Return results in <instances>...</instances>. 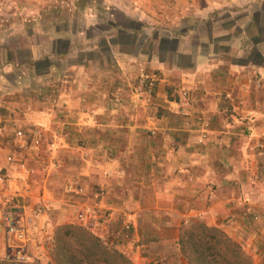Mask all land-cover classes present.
<instances>
[{"label": "crops", "instance_id": "0c3cea01", "mask_svg": "<svg viewBox=\"0 0 264 264\" xmlns=\"http://www.w3.org/2000/svg\"><path fill=\"white\" fill-rule=\"evenodd\" d=\"M250 1L263 10L246 27L230 20L234 0L171 2L173 15L162 0L1 2L14 4L23 28L19 42L0 45L1 80L13 75L26 89L16 101L41 108L20 114L31 126L21 141V123L0 129V214L5 204L17 207L51 247L56 228L81 227L77 214L89 207L94 215L81 228L134 264L180 259L177 241L190 221L241 246L259 244L264 228L250 229L245 205L264 207L254 178L264 153V0ZM64 4L70 20L54 22ZM179 10L193 18L189 26ZM12 197L20 203H5ZM6 251L0 226V259Z\"/></svg>", "mask_w": 264, "mask_h": 264}, {"label": "rangeland", "instance_id": "374dc122", "mask_svg": "<svg viewBox=\"0 0 264 264\" xmlns=\"http://www.w3.org/2000/svg\"><path fill=\"white\" fill-rule=\"evenodd\" d=\"M4 1L9 3L8 0H0V3L3 2L2 5H5ZM67 1L69 2V0H67ZM162 1L165 2L167 4V6L169 7V8H165V14L173 15V14H175V9L172 6L173 4L171 2H173V3H179V2L185 3V1H190V0H162ZM199 1H203V0H196V2H199ZM255 1H257V0H255ZM234 3H235V5L232 6V8H230L231 15H232L230 20H234V19L238 20L240 25L245 26V27L247 25L248 19L251 17L250 15L252 14V12L263 10V5H261V6L258 4L253 5L252 1H250V0H234ZM2 5L0 4V45H9V44H13L15 42H19V41H16L17 36H14V33H19V30L23 31V28L20 27L21 26L20 23L17 24V23H14L15 21H13L14 15L12 14V12H14L15 6L13 4L12 8H10L11 4H7L4 7H2ZM182 5H184V4H182ZM9 10H12V12H10ZM179 11H180V15H186V16H184V18L182 20V22H185V23H182L180 21L182 23L181 25L189 26L192 23L193 18L189 17V15H190L189 13L184 12L183 10L182 11L179 10ZM53 12H54V19H55L54 22H56V20H59L60 23H63L70 18V16H69L70 14L68 13V10H67V5L62 6L61 8H59V6H58L57 10H54ZM26 13H27V11H24L23 14L20 16L25 17V16H27ZM212 15H215L217 17L220 16L219 21L221 23H226L228 21V18H226L224 16L225 14L222 12V10H217L214 13H212ZM170 17H172V16H170ZM77 18H78V13H75L72 17V22L74 21V23H77ZM4 53H5L4 58H7L6 52H4ZM8 53H9L8 57H10L11 59L14 58L15 60L26 59L25 57L27 54L26 51H22L21 53H16V52L10 51ZM21 54H22V56H21ZM16 56H20V57L16 58ZM0 58H1V56H0ZM22 67H23V65H22ZM29 74L30 73L27 72V75H26V78H28L26 81L27 84L29 83V78H30ZM1 77H2V75L0 74V129H5L8 132H13L15 130V128L17 127V125L19 123H21L23 126L22 130L25 132V134L28 135V130L30 129L29 127H31V126L26 125V123H24L20 120V118L23 117V115H20V114L30 112V111L35 110L37 108L39 109L40 104L29 102V101L24 102V103L16 101V99H18L16 97L22 95L23 92H26V89H24V88L22 89L21 87H18L19 84L14 81L13 75H9V78H8L9 82L7 84L1 80L2 79ZM43 79L45 80V78H43ZM5 85H7V86H5ZM7 87H8V89H7ZM40 91H43V89H41V88L37 89L36 92L31 91L30 94L35 95L36 93H38ZM260 93H261V96L264 97V87H262ZM28 110H30V111H28ZM18 119L20 122L17 123L16 121H18ZM263 126H264V124H263ZM242 127H247V126H242ZM68 138L69 139L72 138V140H73L74 137L68 135L67 139ZM51 139H53V138L50 136H47L45 142H48L50 144ZM155 140H158V138H155ZM179 141H183V139L179 140ZM3 143L11 144V142H6V141H3ZM260 143L262 144V142L260 141L257 144L258 147H259ZM257 153L258 152H255L254 155L256 156ZM259 156H260L259 163L257 165L258 169L256 172L257 175L254 176V178H256L257 182H259L258 186L264 188V168H262V166L264 165V153L259 154ZM63 159L64 158H62V160ZM61 163H62L61 164L62 166H66L64 164V162H61ZM67 168L72 169V167H70V166H68ZM260 183H261V185H260ZM246 203H248V204L245 205V210L251 214L250 221L252 223H250V229L257 230V227L258 228H264V207L262 208L263 211H259L256 208V207H258L257 203H255V205L253 207L249 206V199L246 200ZM263 203H264V201H263ZM262 205L264 206V204H262ZM70 225H75V224L74 223H67V224L60 225L56 228V230L53 233L51 247H47V246L45 247L43 258H36L35 257V258L30 259L29 261L24 262V263L9 261V260H5V259H0V262L4 261V262L12 263V264H58L55 259H65V258L63 257V254L61 251L63 249L62 247H60L61 250H60V252L56 258L53 255L54 250H55L54 249V247H55V241L54 240L56 237V232L58 229L61 230L63 226H70ZM58 234H60V233H58ZM242 240H243V241H241L243 244L242 246H243L244 250L246 251V255H248L250 257V259H252V263L253 264H264V232L262 233L261 237H258V242L260 241V243L254 245V246L248 245L245 242V241H247L246 239H242ZM59 245L60 246L66 245V240L60 238V244ZM160 249H164V251L167 252L168 254H170L171 251H173V248H170L167 243H165V248H160ZM130 262L132 264H134V262L131 259H130ZM152 264H179V262H178V259H172V258L171 259H154Z\"/></svg>", "mask_w": 264, "mask_h": 264}, {"label": "trees", "instance_id": "16d2710c", "mask_svg": "<svg viewBox=\"0 0 264 264\" xmlns=\"http://www.w3.org/2000/svg\"><path fill=\"white\" fill-rule=\"evenodd\" d=\"M5 203H20V198H7ZM60 238L66 240V245H59ZM54 241V257L62 247L65 258L55 259L58 264H132L122 253L103 246L97 236L76 225L58 229ZM177 243L181 253L179 264H253L238 242L202 221H190ZM0 264L12 263L3 261Z\"/></svg>", "mask_w": 264, "mask_h": 264}, {"label": "built area", "instance_id": "2783aa9c", "mask_svg": "<svg viewBox=\"0 0 264 264\" xmlns=\"http://www.w3.org/2000/svg\"><path fill=\"white\" fill-rule=\"evenodd\" d=\"M36 133H38V131ZM23 137L24 131L19 127L15 131V139L21 141ZM40 140V135L38 134L31 140L30 149L32 151L39 150ZM18 147L21 148L22 146L18 145ZM6 159L8 162L12 161V157H7ZM20 167L24 169L25 166L20 165ZM1 170L2 167L0 166V186L3 187L6 178L1 174ZM26 172L28 173L29 171L26 169ZM1 211L0 226L5 233V244L7 248L4 256L5 260L24 263L35 257L43 258L46 241L44 242L43 238L41 239V237H38L36 227H34V224L32 223L33 221L30 218L22 216L17 207L5 204V207L1 208ZM92 215H94L92 210L89 207L84 206L77 214L78 224L84 228L89 227ZM31 244L36 248V253L30 250Z\"/></svg>", "mask_w": 264, "mask_h": 264}]
</instances>
